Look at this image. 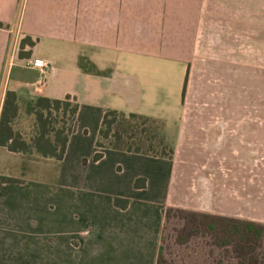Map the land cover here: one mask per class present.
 <instances>
[{
    "label": "crops",
    "instance_id": "1",
    "mask_svg": "<svg viewBox=\"0 0 264 264\" xmlns=\"http://www.w3.org/2000/svg\"><path fill=\"white\" fill-rule=\"evenodd\" d=\"M256 7L264 0H0V119L8 91L80 105L63 160L0 146V175L22 180H0V264H156L165 207H244L225 171L248 115L237 124L236 71L250 65L210 62L203 42L214 36L205 25L245 27L238 9ZM25 37L36 45L21 58ZM109 109L164 121L174 157L99 148ZM220 175L228 183L217 187ZM116 197L131 202L122 209Z\"/></svg>",
    "mask_w": 264,
    "mask_h": 264
},
{
    "label": "trees",
    "instance_id": "2",
    "mask_svg": "<svg viewBox=\"0 0 264 264\" xmlns=\"http://www.w3.org/2000/svg\"><path fill=\"white\" fill-rule=\"evenodd\" d=\"M0 27L4 24L0 22ZM36 45L30 37L21 41V58L32 55ZM188 79L184 89L187 92ZM79 102L68 95L64 99L44 96L28 99L16 91H8L0 119V146L11 151L46 158L63 160L71 136L78 126ZM22 114L34 118V133L24 135L16 129L17 120ZM163 121L137 113H125L115 109L106 111L97 141L103 149H114L162 158H173L175 147L168 146L166 137L161 134L159 124ZM104 154L98 152L95 160ZM3 183H21L22 180L0 175ZM136 187H146V179L136 181ZM131 200L115 198V205L126 209ZM169 240L179 248L236 253L240 264H261L264 260V225L253 220L227 217L181 207H165L164 224L156 264H172L169 258ZM230 257V256H228Z\"/></svg>",
    "mask_w": 264,
    "mask_h": 264
},
{
    "label": "rangeland",
    "instance_id": "3",
    "mask_svg": "<svg viewBox=\"0 0 264 264\" xmlns=\"http://www.w3.org/2000/svg\"><path fill=\"white\" fill-rule=\"evenodd\" d=\"M238 11L251 22L250 25L246 24L244 27L239 23L236 25L213 23L205 25L204 29L210 36L214 35L203 42L205 54L211 55L210 62L214 59L226 60L235 63L238 69L244 65L247 69L250 65V71H236V95L242 100V105L237 106L239 108L237 116L240 113L248 115H241V120L239 116L237 117V124L244 121L243 116L246 117V121L242 126H237L236 151L239 160L235 170L229 172L225 169V174L234 175L229 177V180L231 184L233 182L236 195L241 197L242 201L244 199V207L242 206L235 215H222L253 220L264 225V8H243ZM243 80L250 81L249 89L243 88ZM248 94L249 97L243 98ZM159 127L161 134L166 137L169 148L175 146L174 141L167 135L164 121ZM245 127L249 130L246 132H249L250 141H244L242 133L246 134L243 130ZM16 129L26 136L32 135L34 118L22 114L17 120ZM208 171L215 172L211 169ZM219 171L222 173L221 169ZM226 176L223 179V175H220L219 180L222 182L217 187L228 183ZM169 247L168 257L174 259L172 264H240L236 253H225L222 249L217 252L210 248H204V251L179 248L174 246V240H169ZM261 264H264V260Z\"/></svg>",
    "mask_w": 264,
    "mask_h": 264
},
{
    "label": "built area",
    "instance_id": "4",
    "mask_svg": "<svg viewBox=\"0 0 264 264\" xmlns=\"http://www.w3.org/2000/svg\"><path fill=\"white\" fill-rule=\"evenodd\" d=\"M32 65L39 68L43 74L47 73L50 68V64L42 59H36L32 62Z\"/></svg>",
    "mask_w": 264,
    "mask_h": 264
}]
</instances>
